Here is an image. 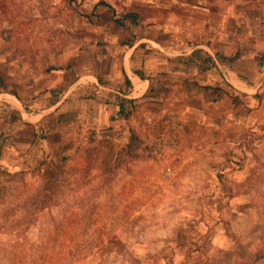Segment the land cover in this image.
Listing matches in <instances>:
<instances>
[{
    "label": "crops",
    "instance_id": "crops-1",
    "mask_svg": "<svg viewBox=\"0 0 264 264\" xmlns=\"http://www.w3.org/2000/svg\"><path fill=\"white\" fill-rule=\"evenodd\" d=\"M54 1L71 22L63 55L46 50L43 63L0 48V77L17 86L16 97H3L18 105L29 147L52 157L58 144L42 145L43 136L81 99V112L67 116L74 141L79 134L84 142L97 134L127 141L129 131L140 141L151 197L144 209L157 199L171 212L196 198L190 215L201 219L189 225L211 231L166 242L185 245L176 259L264 264V235L254 231L264 228V0ZM164 124L175 145L158 159L145 143Z\"/></svg>",
    "mask_w": 264,
    "mask_h": 264
},
{
    "label": "rangeland",
    "instance_id": "rangeland-1",
    "mask_svg": "<svg viewBox=\"0 0 264 264\" xmlns=\"http://www.w3.org/2000/svg\"><path fill=\"white\" fill-rule=\"evenodd\" d=\"M55 3L0 0V48L4 44L15 58L37 55L43 63L51 50L56 57L63 55L72 38L67 31L71 22L66 6ZM73 13H78L76 6ZM21 45L30 52H19ZM34 48L42 52L34 53ZM3 96L10 95L0 94V264L200 263L194 256H173L177 250L182 253L184 244H166L209 235L210 229L199 231L189 225L201 219L190 215L196 198H186L187 203L171 212L152 198L144 209L151 201L144 194L146 152H126L128 138L124 141L118 134L110 139L97 134L90 142L79 134L74 141L67 116L81 112L79 99L78 107L67 104L54 132L43 136L42 145L58 144L52 157H40L38 146L29 147L28 132L19 131L23 122L15 109L18 105ZM50 164L62 172L51 192L43 193L42 175ZM254 231L264 235V228ZM158 255L165 261L155 260Z\"/></svg>",
    "mask_w": 264,
    "mask_h": 264
},
{
    "label": "trees",
    "instance_id": "trees-1",
    "mask_svg": "<svg viewBox=\"0 0 264 264\" xmlns=\"http://www.w3.org/2000/svg\"><path fill=\"white\" fill-rule=\"evenodd\" d=\"M126 18H131V15L124 16ZM5 93L12 95L16 97V93L13 89H10V86H7L4 84V80L0 77V94ZM140 141L136 137V135L132 132L129 131V137H128V142L125 145V151L130 153L133 151H137L140 147ZM62 172L61 167H57L54 164H50L46 167V170L44 171L42 178L44 180V186L42 189L43 193L46 192H51V190L54 187V182L57 180L58 175Z\"/></svg>",
    "mask_w": 264,
    "mask_h": 264
},
{
    "label": "built area",
    "instance_id": "built-area-1",
    "mask_svg": "<svg viewBox=\"0 0 264 264\" xmlns=\"http://www.w3.org/2000/svg\"><path fill=\"white\" fill-rule=\"evenodd\" d=\"M145 144V149L149 150L153 157L161 159L164 156V150L175 145V138L170 134L168 126L164 124L162 129L158 131L156 138ZM165 176L168 180L171 179L172 170L170 168L165 169Z\"/></svg>",
    "mask_w": 264,
    "mask_h": 264
}]
</instances>
